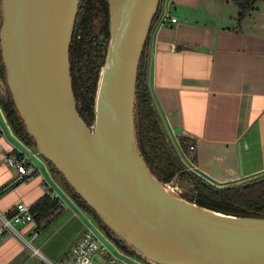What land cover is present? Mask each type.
<instances>
[{
  "label": "water",
  "instance_id": "water-1",
  "mask_svg": "<svg viewBox=\"0 0 264 264\" xmlns=\"http://www.w3.org/2000/svg\"><path fill=\"white\" fill-rule=\"evenodd\" d=\"M0 2L6 68L0 101L9 100V89L31 147L57 169L60 186L97 213L114 241L153 264H264V216L188 200L172 180H159L139 149L138 72L161 0H108L110 39L92 125L78 110L71 77L81 0ZM184 178L197 194L193 178Z\"/></svg>",
  "mask_w": 264,
  "mask_h": 264
},
{
  "label": "crops",
  "instance_id": "crops-1",
  "mask_svg": "<svg viewBox=\"0 0 264 264\" xmlns=\"http://www.w3.org/2000/svg\"><path fill=\"white\" fill-rule=\"evenodd\" d=\"M234 7L224 0H164V10L177 21L157 25L147 69L156 106L180 158L218 186L264 173V28L246 26L247 18L238 26ZM1 114L0 107V228L19 203L32 207L53 192L66 198L49 164H39L37 173L25 180L6 165L5 153L22 148ZM67 203L41 224H14L18 232L5 231L0 264H41L34 250L51 262L64 259L84 233L88 217L78 205ZM113 253L119 257L115 264H125ZM95 264H110L108 256H97Z\"/></svg>",
  "mask_w": 264,
  "mask_h": 264
},
{
  "label": "trees",
  "instance_id": "trees-1",
  "mask_svg": "<svg viewBox=\"0 0 264 264\" xmlns=\"http://www.w3.org/2000/svg\"><path fill=\"white\" fill-rule=\"evenodd\" d=\"M153 19V23L145 43L138 72L136 90V133L139 149L150 170L163 182H169L183 170V162L177 153L174 143L168 136L161 114L156 106L153 94L147 81V69L150 57V47L153 33L160 22L163 13V2ZM233 3L238 8L237 24L241 26L245 19L256 9L258 0H224ZM1 5V2H0ZM100 19V28L96 21ZM1 22V12H0ZM110 39L109 4L108 0H81L75 30L70 47V64L73 89L78 110L87 122L92 125L95 118L94 106L97 94L100 72ZM0 77L6 82V68L1 56L0 41ZM9 100L0 101L16 136L34 146L25 124L12 100L8 89ZM187 145V140L182 139ZM52 166L51 163H49ZM196 183L197 194L188 200L199 205L239 215L264 216V173L240 183L213 185L188 173ZM73 200L85 211L89 212L103 228L108 230L97 213L79 196ZM61 208L59 200L45 195L32 206L33 221L41 224L43 220L54 217ZM121 245L130 253L143 258L139 252L129 247L120 239Z\"/></svg>",
  "mask_w": 264,
  "mask_h": 264
},
{
  "label": "built area",
  "instance_id": "built-area-1",
  "mask_svg": "<svg viewBox=\"0 0 264 264\" xmlns=\"http://www.w3.org/2000/svg\"><path fill=\"white\" fill-rule=\"evenodd\" d=\"M169 14L164 10L163 5V13L160 18L159 23H164L168 19H171V22H176L177 19L174 17H170ZM1 115L3 122L9 125L2 110ZM10 127V126H9ZM11 128V127H10ZM3 131L2 123L0 122V134ZM18 142L21 145L22 150L16 152H7L4 155V161L7 166L11 169L15 170L18 175L19 180L29 179L34 176L39 170V164H49L46 159L37 151H35L31 145H29L26 141L15 136ZM194 146H190V150H193ZM182 160V159H181ZM183 165L187 167L188 170H195L192 167H189L183 160ZM200 175V174H198ZM65 197H63V193L60 194L58 192H53L49 195L56 200H59V204L61 207L67 206V200L73 205H78L73 198L65 191H63ZM79 206V205H78ZM80 207V206H79ZM81 208V207H80ZM32 215V207L25 204L19 203L9 217H5L3 219L2 226L0 228V237L3 235L5 231L9 232H18L14 224H27L33 222ZM19 234V233H18ZM20 235V234H19ZM113 250H116L118 254H120L126 261L125 264H128V261H132L135 264H153L144 258H140L138 256L133 255L129 252L128 249L123 248L118 242L114 241L107 233V230L103 228L95 219L88 216L87 224L84 233L79 238V240L72 246L68 254L64 259L58 262H51L46 260L44 256L40 254L38 250H34L33 254L39 258L41 264H95V258L97 256L106 255L109 258L110 264H115L119 261V257L113 253Z\"/></svg>",
  "mask_w": 264,
  "mask_h": 264
},
{
  "label": "rangeland",
  "instance_id": "rangeland-1",
  "mask_svg": "<svg viewBox=\"0 0 264 264\" xmlns=\"http://www.w3.org/2000/svg\"><path fill=\"white\" fill-rule=\"evenodd\" d=\"M163 5H164V3H163ZM257 6H258L259 10H257V11L254 10L255 12L253 11L247 17L245 24H246V26H249L250 27V25H251V27H252L256 23L257 25L262 26L264 28V0H258ZM234 8L238 11V8L236 6ZM0 12H1V5H0ZM250 16H252V17L249 19ZM100 22H101L100 19H98L95 22L96 25L99 26V28H100V25H101ZM50 168L54 172H57V169L55 167L50 166ZM188 173L194 174L195 176H197V178L202 179V180H205L201 175H198V174L194 173L193 171L188 170L187 167L184 165L183 166V170L179 174H177L175 176V178L172 180V182L174 183V185L176 186V188H178L179 194L181 196L191 198L192 195L194 194L193 187L192 186H189L187 184V182L185 181V178H184V176H186V174H188ZM205 181L208 182V183H210L207 180H205ZM213 185H215V184H213ZM87 214H88V216L92 217L89 212H87ZM119 242H120V240H119Z\"/></svg>",
  "mask_w": 264,
  "mask_h": 264
}]
</instances>
